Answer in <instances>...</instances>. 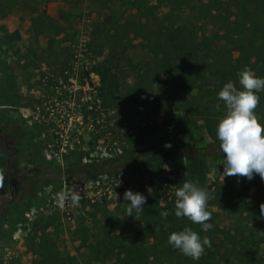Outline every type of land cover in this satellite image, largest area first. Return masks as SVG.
<instances>
[{"label": "rangeland", "instance_id": "rangeland-1", "mask_svg": "<svg viewBox=\"0 0 264 264\" xmlns=\"http://www.w3.org/2000/svg\"><path fill=\"white\" fill-rule=\"evenodd\" d=\"M150 5L152 21L169 12L162 0ZM130 18L128 0H0V264L52 258L51 243L76 264H110L132 241L157 236L168 243L170 233L185 227L209 239L205 256L219 234L174 214L175 191L188 180L208 192L216 224L239 227L245 243L264 250V180L223 177L224 157L199 118L152 110L147 119L135 85L149 55L131 34ZM103 25L114 37L112 47L117 45L109 63L130 92L129 109L107 110L99 98L100 80L91 71L108 59L109 50L99 56L91 44ZM198 31L209 37L217 28L200 22ZM3 96L15 105H3ZM174 149L199 156L162 159L156 154ZM124 151L152 159L128 172L101 171L95 182L82 168ZM14 159L23 172L3 192L14 176ZM127 190L146 197L143 211L133 217L126 213ZM61 192L78 198L61 201ZM165 211L166 219L160 215Z\"/></svg>", "mask_w": 264, "mask_h": 264}, {"label": "trees", "instance_id": "trees-1", "mask_svg": "<svg viewBox=\"0 0 264 264\" xmlns=\"http://www.w3.org/2000/svg\"><path fill=\"white\" fill-rule=\"evenodd\" d=\"M162 2L168 4L169 12L162 20L153 18L152 21L150 0H128L131 18L127 26L131 28V34L140 39L141 49L149 55L141 63L135 85L139 102L148 110L147 119L152 110H174L177 115L199 118L216 143L219 156L224 157L216 137V128L226 114V106L218 99V92L229 81L239 88L238 74L246 68L256 76L264 77V0ZM200 22L209 23L217 31L209 37L199 35ZM105 26L98 30L96 28L91 45L99 56H103L105 49H108V59L95 65L91 72L99 77V98L107 110L129 109L133 107L130 92L123 88L119 75L109 63L114 60L112 54L117 55V45L112 47L114 37ZM188 46L190 49L185 52ZM259 96L260 102L255 112L259 121L264 123V92L259 93ZM3 97L6 99L3 105H15L8 97ZM156 154L161 155L162 159L199 156L180 149ZM151 159L141 152L124 151L116 157L99 160L82 168L91 172V181L95 182L96 175L101 171L109 174L128 172ZM10 166L15 170L14 176L9 177L3 192L9 191L13 180H17L23 172L19 169L17 159ZM69 173V170L66 171V175ZM47 174L34 173L31 176ZM210 214L208 223L213 227L209 231L219 234V242L214 243V249L205 256L201 255L198 260L178 253L156 236L153 241H132L128 251L110 264H206L208 259L213 264H264V250L258 244L245 243L239 227H220L215 223V214ZM50 246L52 258L42 257L35 264H76L73 257L60 255L54 243Z\"/></svg>", "mask_w": 264, "mask_h": 264}, {"label": "clouds", "instance_id": "clouds-1", "mask_svg": "<svg viewBox=\"0 0 264 264\" xmlns=\"http://www.w3.org/2000/svg\"><path fill=\"white\" fill-rule=\"evenodd\" d=\"M239 88L233 82H227L218 92V99L226 106V114L218 122L216 137L220 142V150L224 156L223 177L238 176L252 180L259 175L264 180V124L257 115L256 108L260 102L259 93L264 92V77L256 76L250 69H244L239 74ZM219 110V105H217ZM171 148V144H166ZM152 190L148 188L149 192ZM71 196L75 201L78 195L61 192L58 197L63 201ZM175 216L187 218L193 224H199L201 231L211 230L213 225L208 223L211 214L208 211V192L199 187L197 183L188 180L177 187L175 191ZM127 217H133V212L140 213L146 204V197L139 192L131 190L123 194ZM264 215V208L261 207ZM160 215L167 218L168 212ZM168 244L181 254L198 260L210 241L205 236L190 227L182 231L170 233Z\"/></svg>", "mask_w": 264, "mask_h": 264}, {"label": "built area", "instance_id": "built-area-1", "mask_svg": "<svg viewBox=\"0 0 264 264\" xmlns=\"http://www.w3.org/2000/svg\"><path fill=\"white\" fill-rule=\"evenodd\" d=\"M97 184H99V182H97ZM125 187H126V186H124V188H125ZM129 188H130V189H133V186H129ZM66 198L69 199V200H72V199H71V196H68V197H66ZM69 207H70V206H69V202H68V204H67V206H66V208H67L66 210H69Z\"/></svg>", "mask_w": 264, "mask_h": 264}, {"label": "flooded vegetation", "instance_id": "flooded-vegetation-1", "mask_svg": "<svg viewBox=\"0 0 264 264\" xmlns=\"http://www.w3.org/2000/svg\"><path fill=\"white\" fill-rule=\"evenodd\" d=\"M1 199H2V197L0 196V201H1ZM2 204V203H1ZM3 205H4V203H3ZM2 205V206H3ZM2 210H4V207H2ZM1 220H2V217H0V223H1Z\"/></svg>", "mask_w": 264, "mask_h": 264}]
</instances>
